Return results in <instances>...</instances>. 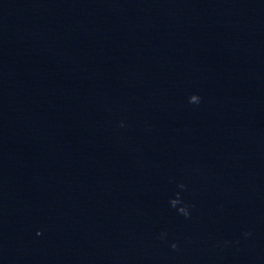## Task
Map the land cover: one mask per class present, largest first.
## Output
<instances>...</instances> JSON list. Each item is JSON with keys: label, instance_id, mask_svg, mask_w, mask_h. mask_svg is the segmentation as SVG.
Here are the masks:
<instances>
[{"label": "water", "instance_id": "obj_1", "mask_svg": "<svg viewBox=\"0 0 264 264\" xmlns=\"http://www.w3.org/2000/svg\"><path fill=\"white\" fill-rule=\"evenodd\" d=\"M0 264H247L172 0H0Z\"/></svg>", "mask_w": 264, "mask_h": 264}]
</instances>
